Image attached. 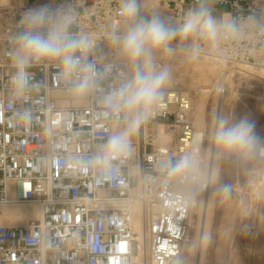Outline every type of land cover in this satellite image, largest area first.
Masks as SVG:
<instances>
[{
	"label": "built area",
	"instance_id": "1",
	"mask_svg": "<svg viewBox=\"0 0 264 264\" xmlns=\"http://www.w3.org/2000/svg\"><path fill=\"white\" fill-rule=\"evenodd\" d=\"M197 2L143 0L142 14L155 10L175 26ZM207 2L218 13L214 15L218 21L235 22L238 34H224L218 46L202 45V51L228 63L264 66V0ZM43 4L74 9L77 22L72 31L96 39L89 60L103 54L101 64H114L112 74L84 100L68 95L55 64L31 68L35 87L23 100L11 96L10 37L20 30L22 14ZM118 6L119 0L0 4V264H177L178 260L184 264L192 200L181 191L184 184L165 178L159 164L204 145V130L194 139L188 94L176 87L166 89L153 117L135 135L131 154L119 163L118 174L82 164L122 126L117 117H103L98 104L124 70L106 39L120 24ZM191 43L178 49H188ZM23 109L32 111L30 123L17 116ZM159 121L169 127L173 141L153 143L157 129L148 124ZM257 157L263 159L264 152H257ZM134 202L142 214L141 240L130 227L131 213L125 205ZM22 203L37 206V215L21 223H4V208Z\"/></svg>",
	"mask_w": 264,
	"mask_h": 264
},
{
	"label": "clouds",
	"instance_id": "2",
	"mask_svg": "<svg viewBox=\"0 0 264 264\" xmlns=\"http://www.w3.org/2000/svg\"><path fill=\"white\" fill-rule=\"evenodd\" d=\"M143 9V0H119L120 24L112 27L106 37L124 70L116 85L98 98V104L103 117H117L122 126L82 164L109 175L119 173V163L131 154L135 135L164 99L172 81V67L161 61L174 56L186 41H192L188 56L196 58L202 45L216 47L222 35L238 34L234 21L217 20L207 0H198L194 7L188 8L175 26L155 10L143 15ZM76 22L77 14L70 7L43 4L28 8L22 14L18 21L20 30L10 37L13 71L9 89L14 100H23L35 87L30 69L40 64L59 67L58 78L68 86L67 93L75 101L93 95L112 74L114 64L111 61L101 64L106 59L103 54L89 60L96 39L90 33L73 32ZM17 116L25 123L33 119L30 109L17 112ZM255 127L247 115L231 119L217 113L209 136L212 148L208 155L212 164L207 172L202 169L200 156L195 151H188L176 160H162L159 167L165 178L188 186V196L194 199L197 190L217 179L221 161L233 156L247 161L257 152H264V141L257 136ZM219 191L228 196L231 186L223 184ZM207 238L204 236L202 240Z\"/></svg>",
	"mask_w": 264,
	"mask_h": 264
},
{
	"label": "rangeland",
	"instance_id": "3",
	"mask_svg": "<svg viewBox=\"0 0 264 264\" xmlns=\"http://www.w3.org/2000/svg\"><path fill=\"white\" fill-rule=\"evenodd\" d=\"M10 2L0 0L4 5ZM176 53L161 63L169 64L172 78L181 82L178 87L169 85L168 88H179L189 95L190 107L194 102L197 105L195 114L189 116L187 113L188 118L203 126L205 135L209 134L216 99L224 94L222 114L231 119L247 115L255 122L257 136L264 141V66L249 65L247 71H239L237 66L243 64L228 63L203 51L196 58H190L187 49H177ZM221 73L225 77L222 81ZM220 88L222 94L217 92ZM152 126L157 129L153 143L159 144V128L170 129L162 121L156 125L148 124V127ZM173 140L174 136L168 142ZM203 157L201 154V167L205 170ZM223 184L231 186L230 195L225 196L219 191ZM205 189L196 191L194 197L189 241L183 249L184 264H195L203 230L196 210ZM205 221L203 237L208 238L202 240L201 264H264V158L259 159L256 154L250 160L240 161L233 156L220 162L219 176L212 181Z\"/></svg>",
	"mask_w": 264,
	"mask_h": 264
},
{
	"label": "bare ground",
	"instance_id": "4",
	"mask_svg": "<svg viewBox=\"0 0 264 264\" xmlns=\"http://www.w3.org/2000/svg\"><path fill=\"white\" fill-rule=\"evenodd\" d=\"M1 1H4V0H1ZM143 15H145V14H143ZM0 41H1V37H0ZM175 54H177V53H175ZM174 56H176V55H174ZM237 68H238L239 71H247L248 68H250V67H249V65L243 64V65L237 66ZM220 77H221V81L225 78L223 73L220 74ZM170 85L178 87V86L181 85V82H179V80H177L175 78H172V81H171ZM219 93L222 94L223 90H222V92H219ZM223 95L224 94L219 95L218 98L216 99V107H215V112H214L213 121H212V125H211V128H210V131L214 127L216 114L217 113H221L222 114V98H223ZM196 109H197V105L194 102L192 107H190V109L188 111V115L191 116V115L195 114V112L197 111ZM201 113H202V109H201ZM192 123H193L194 130H195L194 139H195V141H197L198 134H199V132L201 130H203L204 127L201 126V125L196 124L194 121H192ZM158 136H159V139H160L159 143L161 144V143H164V142H168L170 139H172L173 134L170 131H165V129L163 127H160L159 131H158ZM209 136H210V133L205 135V138L207 139V142L204 143L203 146H200V148L197 151L199 156L201 154H203V156H204L202 160L206 164L205 165V170L203 169L205 172H207V170L209 169V167L212 164V161L210 160L209 155H208L209 150L212 148ZM205 187H206V189L204 191H202V193L200 194V198H199V201H198V207H197V210H196V214L198 216V220H200L203 223V227L201 228V230L202 229L204 230V223H206L205 219H206V216H207L209 202H210V193H211V188H212V181L208 182ZM181 191L185 195L188 196L189 187L186 186V185H183V186H181ZM191 200H192L191 214H193L194 199H191ZM125 205L128 207V209L130 210V213H131L130 227H131V229L134 232H136L138 239L141 240L143 222H142V214H141V211H140V205L137 202L125 203ZM37 213H38V207L35 206V205H28V204H24V203L16 204V205H8V206H6L4 208L2 221L4 223H9V224L10 223H16V222L17 223H21V222L25 221L27 217L35 216V215H37ZM203 230L201 232V239H200V241L198 243V247H197V250H196L195 264H201V260H202V247H203L202 237H203V234H204Z\"/></svg>",
	"mask_w": 264,
	"mask_h": 264
},
{
	"label": "crops",
	"instance_id": "5",
	"mask_svg": "<svg viewBox=\"0 0 264 264\" xmlns=\"http://www.w3.org/2000/svg\"><path fill=\"white\" fill-rule=\"evenodd\" d=\"M207 3H208V2H207ZM213 15H215V16L217 17V16H218V13L215 12V13H213Z\"/></svg>",
	"mask_w": 264,
	"mask_h": 264
}]
</instances>
